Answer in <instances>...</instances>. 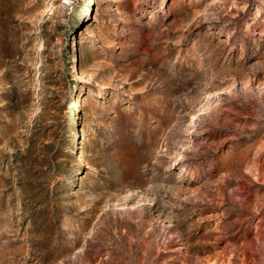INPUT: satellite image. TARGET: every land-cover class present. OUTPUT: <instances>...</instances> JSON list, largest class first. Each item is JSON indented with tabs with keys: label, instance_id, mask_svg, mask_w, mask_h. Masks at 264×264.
<instances>
[{
	"label": "rangeland",
	"instance_id": "374dc122",
	"mask_svg": "<svg viewBox=\"0 0 264 264\" xmlns=\"http://www.w3.org/2000/svg\"><path fill=\"white\" fill-rule=\"evenodd\" d=\"M0 264H264V0H0Z\"/></svg>",
	"mask_w": 264,
	"mask_h": 264
},
{
	"label": "bare ground",
	"instance_id": "6f19581e",
	"mask_svg": "<svg viewBox=\"0 0 264 264\" xmlns=\"http://www.w3.org/2000/svg\"><path fill=\"white\" fill-rule=\"evenodd\" d=\"M88 1H90V0H88ZM76 108L78 109V106Z\"/></svg>",
	"mask_w": 264,
	"mask_h": 264
}]
</instances>
